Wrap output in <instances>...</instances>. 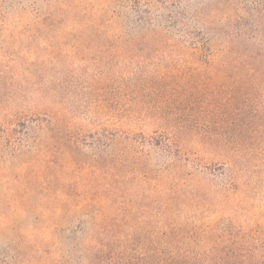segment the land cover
<instances>
[{
  "label": "rangeland",
  "instance_id": "rangeland-1",
  "mask_svg": "<svg viewBox=\"0 0 264 264\" xmlns=\"http://www.w3.org/2000/svg\"><path fill=\"white\" fill-rule=\"evenodd\" d=\"M58 1L0 0V264H50L87 216L73 209L52 233L57 201L43 189L69 173L40 156L52 110L70 120L82 159L110 169L94 189L117 182L115 211L134 215L137 233L146 214L175 206L183 222L220 224L214 238L228 233L197 261L262 264L264 236L249 231L264 227V65L228 39L256 28L248 10L264 0H81L100 35L67 18L40 23ZM174 132L187 146L176 155L156 144ZM87 178L62 181L83 195Z\"/></svg>",
  "mask_w": 264,
  "mask_h": 264
},
{
  "label": "trees",
  "instance_id": "trees-1",
  "mask_svg": "<svg viewBox=\"0 0 264 264\" xmlns=\"http://www.w3.org/2000/svg\"><path fill=\"white\" fill-rule=\"evenodd\" d=\"M62 2L63 5L59 1L50 4L53 9L40 20V23L60 22L67 18L70 23L78 25L77 29L81 28V33L96 35L104 33L99 19L87 9L79 7L78 3H81V0ZM248 14L252 18H257L256 28L244 29V41L239 40V36L228 40L232 41L231 45L237 49H244L247 60L245 63L264 65V9L255 7L252 11L248 10ZM203 24L206 28H211L209 21L206 20ZM144 32L163 34L162 31L149 28ZM42 115L45 117L40 121L38 129L43 133L45 145L40 156L43 159H51L50 161H54L61 170L66 169L69 172L63 176L55 171L53 183L43 189L57 201L55 218L51 220L52 233L59 236L58 225L74 218L75 212L87 214L84 220L79 221L80 228H75L65 237V248L59 241L54 244L50 264H213L209 261H197L196 257L199 254L194 256L193 253H198V249H209L217 241L226 242L225 236L228 233H223L221 239L214 238L221 227L220 224L183 222L174 217L173 210L177 212L175 206L173 209L167 206L164 209L165 214L158 215L155 220L146 214L143 219L150 227L143 229L142 233H137L134 215H124L115 211L122 205L119 197L121 188L117 182L113 181L109 187L101 183L94 189L97 184L95 177H105L103 179L105 181L110 169L108 167L100 169L97 165L82 159L85 155L83 147L77 140L67 116L53 110ZM23 122L19 121L20 126L27 129V122ZM127 140L132 142L130 137ZM156 144L173 155L187 148L182 137L175 132L166 134ZM86 168L91 170L82 174ZM78 174L89 177L86 181L89 190L83 191V195L73 193L72 187L62 181ZM167 190L172 191L170 188ZM148 208L153 209L150 206ZM73 209L76 211L72 212ZM249 232L264 236V227H257Z\"/></svg>",
  "mask_w": 264,
  "mask_h": 264
}]
</instances>
